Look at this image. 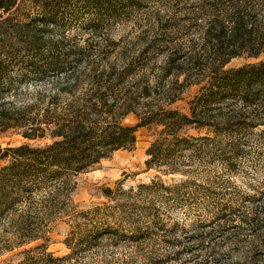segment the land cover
I'll return each instance as SVG.
<instances>
[{"label": "trees", "instance_id": "obj_1", "mask_svg": "<svg viewBox=\"0 0 264 264\" xmlns=\"http://www.w3.org/2000/svg\"><path fill=\"white\" fill-rule=\"evenodd\" d=\"M77 1L94 11L80 25L88 33L83 45L67 39L59 21L72 0H0V134L24 140L0 148V256L15 252L18 264H84L93 242L128 237L136 261L123 264H264V186L227 200L216 188L203 194L207 224L180 234L157 216L127 230L105 208L81 210L72 199L74 178L131 150L139 128L157 129L145 161L157 176L139 190L186 186L194 163L182 152L232 171L237 146L221 136L264 128V0H168L164 23L118 52L120 41L102 36L97 5L112 16L156 0ZM240 57L257 61L226 68ZM192 88L186 112L171 107ZM129 115L133 126L124 123ZM199 141L213 142L212 151ZM174 175L183 181L166 186L161 178ZM121 191L105 187L102 196L112 201ZM65 217L69 252L55 256L48 251L51 226ZM113 226L119 229L104 230Z\"/></svg>", "mask_w": 264, "mask_h": 264}, {"label": "rangeland", "instance_id": "obj_2", "mask_svg": "<svg viewBox=\"0 0 264 264\" xmlns=\"http://www.w3.org/2000/svg\"><path fill=\"white\" fill-rule=\"evenodd\" d=\"M166 1L168 0H156L146 7L130 11L116 10L112 16L105 8L97 5L101 7L102 21L99 24L102 28V36L109 41H120L121 46L117 48V52L125 45L124 42L134 44L138 35L145 32L151 24L164 23L165 8L170 6ZM78 2L72 0L69 7H63L59 21L62 22L66 38L83 45L88 33L83 32L81 26L84 20L93 18L94 11L90 6ZM72 10L77 12V18L70 17ZM58 36V33L54 35L55 38ZM256 61L252 58H235L226 65V68H238ZM194 92L195 88H192L171 107L186 112L187 102ZM124 123L133 126L136 124V118L129 115L124 119ZM262 129L264 128H253L221 136L226 144H231L230 142L233 141L237 146V162L232 171L224 170L222 165L211 162L209 157H204L205 155L182 152L179 154L182 160L190 159L194 163L193 168L189 169L191 178L187 179L186 186L178 190L149 187L139 190L140 185L148 186L157 176L154 170H148L145 165L148 159L146 152L156 137L157 129L139 128L136 131V143L131 150L117 151L90 171L74 178L73 202L78 204L81 210H88L94 206L105 208L102 213L110 216L112 220H123L121 223L125 224L127 230H131L129 226L148 222L153 216H157L174 231L177 230L178 234L182 232L181 228L189 230L192 224H198L201 220L203 221L199 222V225H206L209 212L208 203L201 198L203 194H208L216 188L219 198L227 200L235 194L247 193L264 186V131ZM189 134H192L194 138L213 137L206 131L200 133L190 131ZM23 142L24 140L17 135L0 134V148L17 146ZM196 143L198 146L206 143L208 150L206 152L212 151L213 142ZM161 179L169 187L183 181L182 176L179 175L163 176ZM105 187L113 190L119 187L122 193H116V198L112 201L105 199L102 196V189ZM70 226L72 225L66 223V217L57 220L51 226L48 251L55 256H62L69 252L64 241L68 232L72 231ZM113 227L104 230L113 233L119 229L118 226ZM92 244L93 247L85 253L84 264H107L109 260H112V264H123V260L136 261L137 248L129 242L128 237L122 238L120 242L102 240ZM13 253L0 256V264H18L19 256L12 257Z\"/></svg>", "mask_w": 264, "mask_h": 264}]
</instances>
